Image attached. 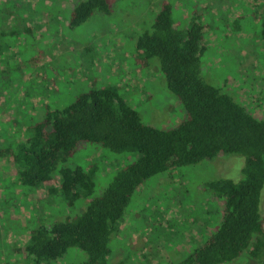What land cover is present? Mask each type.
Returning <instances> with one entry per match:
<instances>
[{
  "label": "rangeland",
  "instance_id": "1",
  "mask_svg": "<svg viewBox=\"0 0 264 264\" xmlns=\"http://www.w3.org/2000/svg\"><path fill=\"white\" fill-rule=\"evenodd\" d=\"M80 1L0 0V148L29 134L31 116L40 119L46 106H66L94 80L116 87L146 124L171 129L185 119L158 59L143 69L133 59L136 40L150 27L161 0H108L110 13L96 12L71 29L69 16ZM171 2L178 22L194 16L207 25L202 77L254 116L263 117L264 38L257 0ZM39 50L46 60L30 65L28 59ZM136 158L137 154L88 144L69 163L97 170L94 195H100L116 170ZM7 166L1 158L0 264H29L15 248L28 242L30 230L80 213L87 202L70 205L47 187L36 194L9 179ZM243 168L242 155L219 154L149 178L111 237L109 263L175 264L188 256L220 226L225 201L206 187L207 182L238 181L244 177ZM85 258V252L71 248L51 264H82ZM227 264L258 263L245 254Z\"/></svg>",
  "mask_w": 264,
  "mask_h": 264
},
{
  "label": "trees",
  "instance_id": "2",
  "mask_svg": "<svg viewBox=\"0 0 264 264\" xmlns=\"http://www.w3.org/2000/svg\"><path fill=\"white\" fill-rule=\"evenodd\" d=\"M257 3L264 38V0ZM173 10L171 0L159 2L150 27L136 40L133 59L139 69L158 59L169 91L184 107L186 117L180 124L160 129L144 123L116 87L94 80L66 106H46L40 119L31 116L29 134L0 148L8 178L21 187L36 194L47 187L70 205L87 202L80 213L30 230L28 242L15 248V254L29 264H51L71 248L86 253L82 264H110L111 237L119 232L141 185L170 169L219 154L242 155L244 177L207 182L206 187L225 201L220 226L175 264H227L245 254L264 264V116H254L206 82L201 55L207 25L194 16L178 22ZM96 12L110 13L108 0L80 1L70 13L69 28L80 26ZM34 57L28 59L30 65L46 60V53L39 50ZM88 144L117 154H137L116 170L100 195H94L97 170L69 163Z\"/></svg>",
  "mask_w": 264,
  "mask_h": 264
}]
</instances>
